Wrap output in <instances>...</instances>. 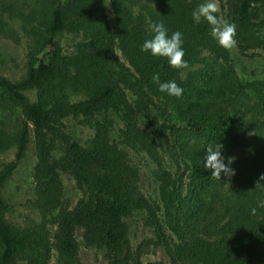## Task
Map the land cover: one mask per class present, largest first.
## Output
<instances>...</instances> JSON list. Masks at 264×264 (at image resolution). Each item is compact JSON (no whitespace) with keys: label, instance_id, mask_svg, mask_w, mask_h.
I'll list each match as a JSON object with an SVG mask.
<instances>
[{"label":"trees","instance_id":"obj_1","mask_svg":"<svg viewBox=\"0 0 264 264\" xmlns=\"http://www.w3.org/2000/svg\"><path fill=\"white\" fill-rule=\"evenodd\" d=\"M107 2L113 14L111 28L101 0H30L24 9L18 0H0V32L10 29V21L17 17L27 36L30 59L19 81L0 76V97L18 105L23 116L13 136L0 131V149L13 142L18 146L14 160L0 170V184L20 160L32 122L34 205L41 217L26 227L8 223L2 219L0 198V264H16L17 256L23 264H46L44 216L53 210H57L54 246L63 264H74L77 226L85 243L120 255L126 250L122 218L140 209L147 213L148 224L173 233L170 252L177 264H264V207L259 206L264 200V180L260 179L264 176V79L242 82L207 22H194L191 13L203 0ZM255 5L264 6V0H240L239 16L244 17L248 7ZM160 21L169 35L174 31L183 34L184 59L189 65L183 74V69L170 67L166 58L140 50L152 36L149 24ZM63 31L76 35L67 52L57 41ZM113 46L126 66L113 57ZM204 51L213 56L203 55ZM156 73L161 82L175 81L184 89L183 95L177 98L160 92L152 81ZM135 77L178 116L179 125L169 127L179 154L189 163L183 189L174 184L166 169L158 166L154 170L162 211L159 218L138 191L136 167L118 145L136 146L155 155L150 136L131 121L144 105L126 102L120 92V86H132ZM29 86L35 88L34 101L22 92ZM247 89L259 93L260 103ZM72 94L78 99L71 100ZM109 112L123 121L118 142L107 136ZM78 114L95 131L83 145L61 121ZM204 138H224L241 146L225 157V163L235 157L229 165L234 175L221 173V181L212 178L204 168L206 147L199 142ZM63 171L72 176L78 192L70 205L61 197ZM205 189L215 203L214 210L202 200Z\"/></svg>","mask_w":264,"mask_h":264},{"label":"rangeland","instance_id":"obj_2","mask_svg":"<svg viewBox=\"0 0 264 264\" xmlns=\"http://www.w3.org/2000/svg\"><path fill=\"white\" fill-rule=\"evenodd\" d=\"M30 0H18V5L24 9V3ZM102 1L109 28L112 27L113 14L107 0ZM240 0H219L220 13L225 19L237 25V45L231 50H226L228 59L233 69L242 82L259 81L264 79V6L255 5L248 7V12L243 17L237 12ZM142 2V0H140ZM150 2V1H149ZM204 2V0H203ZM149 4L153 5L151 1ZM76 39L74 33L63 31L57 36V41L62 51L67 52L72 48ZM216 41V40H215ZM217 43V41H216ZM218 44V43H217ZM219 45V44H218ZM112 53L115 60L126 66L118 49L113 46ZM203 55L213 56L207 51ZM27 55V36L24 33L21 21L15 17L10 21V29L0 32V76L10 81L17 82L23 78L30 66ZM186 69L180 71L185 73ZM137 78L135 77L134 80ZM133 81V80H132ZM143 89V90H142ZM141 90L145 92L143 95ZM22 92L27 100H35L34 86L25 87ZM120 92L124 100L130 104L137 101L144 105V111L131 116V121L140 130L150 136L155 155L131 145L119 147L125 153L126 159L136 167L135 185L149 207L159 218L162 214L157 192L154 170L160 166L166 169L180 189H183L189 179V163L179 154L173 141L170 124L179 125L180 121L176 113L163 101L159 95L148 93L143 86L136 82L132 86H120ZM251 98L259 103L261 97L257 91L247 89ZM71 100L78 99L75 94L70 95ZM263 102V101H262ZM81 115H67L61 118L66 130L72 131L77 140L83 145L86 140L94 136L95 131L89 124L82 122ZM23 118L20 107L0 97V131L14 135ZM107 118L110 122L107 134L110 140L118 142L117 131L123 126V121L109 112ZM205 147L209 143L223 145L222 155L241 149V146L228 142L226 139H199ZM17 144L12 143L0 149V170L14 160L17 152ZM36 162L35 130L32 122H29L28 139L22 156L15 169L0 184V198L4 205L2 219L20 227H26L33 220H40V214L34 205L33 170ZM61 197L70 205L77 197L78 192L74 186L73 178L68 172H61ZM203 202L214 210L215 203L209 197L207 189L202 191ZM56 211L46 214L48 245L46 249V264H63L54 246V232L56 225ZM147 213L143 210H131L122 218L125 225L126 250L125 253L114 256L103 246L87 244L82 239L80 227H75L73 236L77 243L74 264H177L170 252V243L174 235L164 226L157 229L147 223ZM16 264H23L20 256L15 258Z\"/></svg>","mask_w":264,"mask_h":264},{"label":"clouds","instance_id":"obj_3","mask_svg":"<svg viewBox=\"0 0 264 264\" xmlns=\"http://www.w3.org/2000/svg\"><path fill=\"white\" fill-rule=\"evenodd\" d=\"M219 0H204L191 13L194 22L200 23L203 19L210 26V34L217 41L219 46L226 50H231L237 45V25L225 19L220 13ZM149 29L152 33L151 38L144 40L141 45V52H148L154 57L166 58L170 67L174 69H187L188 62L184 59L183 34L174 31L169 35V30L162 21L151 22ZM152 81L158 85L160 92H166L169 96L181 97L184 89L175 81L161 82L160 74L152 76ZM223 145L220 143H209L205 148L204 168L211 171L214 180L221 181V173L225 177L235 174V170L230 168L235 157H225L222 155ZM264 180V176L260 177ZM258 182L256 185H259ZM260 207H264V200L260 201ZM256 209H252L255 214Z\"/></svg>","mask_w":264,"mask_h":264}]
</instances>
